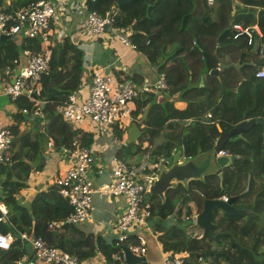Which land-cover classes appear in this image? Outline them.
<instances>
[{"label":"trees","instance_id":"trees-1","mask_svg":"<svg viewBox=\"0 0 264 264\" xmlns=\"http://www.w3.org/2000/svg\"><path fill=\"white\" fill-rule=\"evenodd\" d=\"M3 1L0 0L2 10L10 11ZM31 1L15 0L13 4L21 7ZM249 1L261 7L256 21L253 20L252 9L248 10L246 16L233 17L232 10L237 9L233 0H214L212 5H207L205 0H150L154 4L149 6L142 0H135L117 6L114 26L131 28V41L136 52L157 72L164 73L167 84L164 94L171 96L179 93L186 101L184 109L176 110L171 108L170 100L162 104L155 102L150 93L135 99L131 122L141 131L139 142L120 145L115 151L117 158L128 161L137 154L149 152L151 160L159 156L171 160L176 150L184 158L192 157L197 149L201 152L210 150L219 133L228 131L236 123L264 118V78L254 77V72L264 65V0ZM85 3L87 10L103 13L116 0H85ZM234 21L242 27L252 25L255 21L260 32L259 45L263 47L255 49V52L262 50V60L253 61V65H244L239 70L227 68L217 76L209 75L208 71L216 66L214 49L219 58L223 57V53L234 50L241 49L246 53L244 57L230 56L228 60L233 62L252 59L251 44L246 43V37L242 34L232 37L235 30L231 23ZM15 44L8 39L0 41V72L7 63L19 56L21 50L36 51L40 39L22 40L19 51ZM82 52L68 37L54 41L48 70L40 77L37 98L46 100L44 118L47 121L44 128L46 135L54 139L56 145H67L72 139H77L82 146L93 143L90 134L74 130L62 122L53 109L55 102L63 100L79 85L83 70ZM194 74L202 78L201 86H198L199 78L196 80ZM252 103L253 106L249 108ZM14 104V120L9 125L13 137L21 131L18 126L23 118L20 109L29 108L31 102L21 95ZM144 107V115L140 120L136 119ZM207 112L210 113L209 118L205 115ZM187 119L190 121L186 122ZM118 134L120 136L121 132ZM42 135L31 140L26 131L18 143L12 142L15 151L11 161L0 164V202L6 210L4 219L0 221V233H9L12 237L8 248L0 249V264H13L16 259L26 255L19 238L22 232L44 239L49 245L74 255L80 261L99 253L106 262H112L114 255L119 254V248L113 240L107 241L100 235L85 233L74 225L48 226L49 223L61 221L70 210L53 186L36 192L28 206H23L15 199L14 195L24 186L29 175L28 161L39 151ZM241 136L242 140L226 142L223 146L224 152L237 158L222 170L221 182L214 174L205 176L203 181L191 180L186 188L178 184L174 189L166 190L163 203L155 196L153 199L145 195L150 206V226L162 252L183 254L185 264H204L206 260L209 264H243L240 263L243 259H248L245 264H264V251L261 252L262 259L255 257L261 253L254 252L262 245L256 234L260 237L264 233V188L258 190L251 202L243 200L244 193L250 189L254 179L264 183V128L254 125ZM157 139L159 142H156ZM142 141H146V148L140 147ZM241 179L246 180V189L238 194ZM221 196H236L233 207L247 212L230 216L218 208L213 209L212 221L216 229L222 224L221 218L225 225L233 226L231 231H222L221 240L216 237L217 249L211 247L210 239L201 241L196 236L198 232L189 235L178 222L166 220L172 213H182L183 219H186L192 211L200 212L204 199H218ZM236 202L240 204L236 205ZM216 213H220V218L215 221ZM244 217L241 226L232 225ZM215 233L212 230V234ZM233 235L237 241H241L240 244L233 242L230 238ZM245 237L251 239L248 246L242 240ZM133 239L134 236H129L125 243ZM230 249L235 250V254ZM239 253L242 258H237ZM208 256L211 259H207Z\"/></svg>","mask_w":264,"mask_h":264},{"label":"built area","instance_id":"built-area-1","mask_svg":"<svg viewBox=\"0 0 264 264\" xmlns=\"http://www.w3.org/2000/svg\"><path fill=\"white\" fill-rule=\"evenodd\" d=\"M213 1L205 0V3L212 5ZM117 11L116 4L110 5L103 13L89 11L86 9L85 0H76L73 6L68 0H33L10 11L2 10L0 6V36H7L6 39H9L20 35L25 40L32 41L40 39V45L36 51L23 49L18 56L22 59L17 57L2 68L0 96H6L10 102H15L19 96L25 95L31 105L29 108H21L20 113L23 116H30L31 119L43 121L46 100L38 99L37 91L40 77L47 72L49 67L53 42L68 37L72 43L77 45V40L73 41V36L70 38L66 35L65 28L70 12L82 19L83 26L79 30L81 35L97 37L100 43L112 37L125 48L135 49L131 41L133 32L131 28L128 26L119 28L113 24ZM51 21L61 24V28L56 38L46 41ZM232 29L235 30L232 37L236 38L242 34L246 37L248 45L252 44L253 36L258 32L256 26L242 27L234 24ZM88 65L89 61H82V67ZM85 73L88 77L86 91L82 93L84 85L82 72L77 88L68 93L63 100L55 102L53 109L62 122L74 130H78V126L81 127L82 132L90 134L93 141L99 135L107 134L118 146L122 145L125 140L122 134L123 126L132 121L131 111L134 100L147 93L158 92L162 95L161 92L167 89L162 71L157 72L154 80L143 77L137 81L132 79L131 73L124 65L91 67ZM254 77L264 78V65L254 72ZM31 92L35 93L36 99L30 97ZM205 115L207 118L210 117L208 112ZM10 124L11 122L0 126V164H8L11 161L9 149L13 135L9 129ZM119 132H121L120 136ZM45 146L46 149L58 150L62 167L57 169L59 171L53 179L52 186L70 207L69 213L61 221L49 223L48 226H60L61 224L77 226L87 220L93 210V196L95 195L114 200L122 198L123 208L115 214L112 225L113 241L119 248V254L114 255L112 262L99 258L96 261L90 259L88 263H83L74 255L49 245L40 237L30 238L29 234L19 233V238L29 243L34 259L48 264H124L120 246H126L131 253L143 256L146 252L145 239L141 235L130 234V232L150 225V206L145 195L160 165L168 164L170 159L159 156L151 160L150 153L145 152L140 154L138 161L130 162L123 161L114 154L107 161L106 166H102V164H96L93 143L89 146H82L77 139H72L67 145H56L53 140H47ZM45 153L44 156H47V152ZM180 158L179 162L184 157ZM103 168H108V176L100 180L97 185H93V178L100 177L103 174ZM219 199L226 201L227 197L221 196ZM5 212L4 205L0 204V221L4 219ZM196 215L194 210L186 219L192 220L194 224ZM129 236H134V239L125 243ZM11 241L12 237L9 233H0V249H7ZM13 264H26V261L18 258ZM160 264H185L184 255L162 252Z\"/></svg>","mask_w":264,"mask_h":264},{"label":"crops","instance_id":"crops-1","mask_svg":"<svg viewBox=\"0 0 264 264\" xmlns=\"http://www.w3.org/2000/svg\"><path fill=\"white\" fill-rule=\"evenodd\" d=\"M68 1L73 6L76 0H68ZM3 2H4L3 3L4 5H6V6L8 5L10 7V10H13V9H16L19 7V6L18 7L14 6L13 3L15 2V0H12V2H11V0H4ZM233 5H234V7L237 8V9L232 10V14H234L233 17H235V16H246V14H249L248 10L252 9L254 11V14L252 15L253 20H255V21H256L257 16H258V10L261 8L259 5H257L256 3H252L249 0H240V1L239 0H233ZM81 20L82 19L79 18V16H77L73 12H70L69 21L66 24L67 28H65L67 31L66 35H68L70 38H72V36H73L74 37L73 41L77 40L78 47L82 51L88 50L89 51V57H91V53L93 51V48H92L93 45L91 44V46H89V44L81 43V41L78 40L79 38L75 37V35H74L75 30L77 29V27H79L78 23H80ZM255 21L252 22V25H249V26H256ZM234 24L240 25L239 22L234 21L233 23H231V27ZM240 26H242V25H240ZM257 29H258V27H257ZM256 34H255V38H254L255 41L253 39V41L255 42L254 51H252L253 41H252L251 49H250V52L252 53L251 54L252 59H249L248 61L243 60L241 62L236 60L234 62H238L240 64L246 63L244 65L251 66V65H253V61L258 62V61L262 60V57H263L262 50L260 49V51H258L257 53L255 52V49L259 50V48H263V47H260V45H259V37H260L259 30ZM54 38H56V37L53 36L52 34H47L46 41H51ZM109 51L111 53L101 50V56H100V58H101L100 63L101 64L111 66V64L119 63L120 65H124L128 68L129 72L131 73L132 79L136 80V81L140 80L143 77H146L149 80H154L156 78L157 71H156L155 67L151 66L140 54H138L136 52L135 49L125 48L120 43L118 44L115 42L113 44V50H109ZM222 55H223V57L222 58L220 57V59L223 61V63H229V62H233V61L228 60L230 56L244 57L246 55V53L240 49V50L231 51L229 53H223ZM18 58L22 59L21 56ZM186 62H188V61H186ZM216 65H217V63H216ZM244 65H242V66H244ZM215 67H213V68H215ZM219 72L220 71H218L217 75H219ZM191 74H192V72H191ZM82 76L85 78V82L83 81L84 85L82 87V91H83L82 93H84L86 91L88 77L86 76L85 72H83ZM115 76H116V73H115ZM212 76H214V75H212ZM117 77H118V75H117ZM194 78L197 80V78H199V76L194 74ZM190 84H192V82ZM201 85H202V78L200 77L198 80V86H201ZM161 94L162 95H160L158 92H154L153 93V100L155 102H159L161 104L166 102L167 100H170L172 102L171 108H175L176 110H182L185 108L186 101L180 97L181 95L179 93H174L171 96L164 94V92L163 93L161 92ZM140 96H143V94ZM134 108H135V105L133 103L132 104V110ZM145 110H146V107H144L142 112L138 113L135 118L140 120L141 117L144 115ZM15 111H16V107H15L14 102H10L6 96H0V126L4 125L6 123H9V122H11L13 124V120H14L13 114ZM45 116H46V113H45ZM131 117L133 119L132 115H131ZM22 120H24V116H23ZM46 121H47L46 118H44V120L41 122V125L39 126V128L36 131H34L33 133H31V127H29L28 125H25V123H23V121L18 123L19 129L20 130L25 129L29 133L31 140H34L35 136L43 134L42 135L43 137L41 138V144L39 146V151L37 152V154L34 157H32L31 161H28V166H29L30 172H29L27 179L24 181V186L19 188L17 190L16 194L14 195V197L18 201V203L22 204L23 206H28L30 200L32 199V197L34 196V194L36 192H38L40 190H45L48 187H52L53 179L59 171L57 169L62 167V162L60 160V156L58 155V153H57L58 158L55 159V161L52 164H49L46 161L47 159H50V153H47V156H44L46 154L45 152H47L46 146H45L47 140H54V139H52L46 135L45 128H44V124ZM188 121H190V120L187 119L186 122H188ZM130 123H132V122H130ZM130 123L128 124V128H129ZM126 133H127V130H126ZM126 133L124 135V138L126 137ZM53 142L55 143V141H53ZM156 142H159V139H157ZM118 147L119 146L117 144L112 142L111 137L109 135H107V134L99 135L93 141V148H95L94 158H95L96 164H102V166L103 165L106 166L107 161L115 154V151L117 150ZM55 150L58 152L57 149H55ZM38 154L40 155V158H39L40 161L35 162L34 159L37 158ZM139 157H140V155H139ZM139 157H138V155H136V156L130 158L128 161L134 162L137 159H139ZM95 167H97V166H95ZM108 174H109L108 168H103V174L100 177L95 176L92 180V184L97 185L98 182L100 180H104L106 178V176H108ZM101 198L106 200L105 197L100 196V195L93 196V210L90 213V217H88L87 220L83 221L82 223L78 224L77 228L79 230L85 232V233L91 232V233L100 235L103 238H105V240L110 241V240H113L114 234L109 237L106 232H102L101 228L103 225L100 222H98V220L94 219V217H93L94 213L97 212L96 211V202L101 200ZM0 204H3V203L0 202ZM122 208H123L122 198L115 199V201L112 202V209H111L112 211L110 213L108 212V214H114V216H115V214H117V212L119 213L122 210ZM99 216L103 220L108 215H106V214L103 215L100 213V215H98V217ZM130 234H138V235H141L143 238H144V236H145V238H148V236H151L153 238L154 243H156L158 246L160 257H159V261H157V262L148 259L149 260L148 264H160L161 263L162 250L160 248L159 243L155 239V235H153L151 233L149 225L146 227H143L141 229H136L134 231H131ZM30 236H32V235H30ZM25 251H26V254L28 256L25 257L23 255V257H20V258H23L26 261V264H48V263H44L40 260L34 259V257L31 254L30 247ZM147 253H148V250H147V245H146V252L143 255L144 259H145ZM92 257H96V260L101 258L99 253H95ZM90 258L83 260L82 262L88 263L90 261Z\"/></svg>","mask_w":264,"mask_h":264},{"label":"water","instance_id":"water-1","mask_svg":"<svg viewBox=\"0 0 264 264\" xmlns=\"http://www.w3.org/2000/svg\"><path fill=\"white\" fill-rule=\"evenodd\" d=\"M135 0H116V5L120 6L126 3H129ZM147 6L153 5L154 2L150 0H142ZM7 36H0V40H5ZM255 35L253 36V39ZM255 41V39H254ZM252 44V51L255 48V42ZM213 55L216 60V67L208 71L209 75L217 76L218 71L227 68H234L239 70L242 65L246 63L238 62H229L223 63V61L217 56L216 50H213ZM23 94H26L23 92ZM30 97L36 99L34 92H31ZM254 125H260L264 128V118H251L242 120L235 125H233L228 131L220 132L217 138L215 139L213 146L210 150L201 152L200 149H197V153L190 157L185 158L179 162L178 160L181 157V152L176 150L171 157L170 166L160 165L157 175L154 178L153 182L147 189V194L149 196H155L160 199L161 203L164 202V194L168 189H174L178 184L186 188L187 184L191 180L203 181L205 176L208 175H217L219 181L221 182V172L224 168L231 165V163L237 158V156L228 154L226 152L220 153L223 151V146L226 142L232 143L239 140H242L241 133L248 131ZM25 129L21 130L15 137H13L12 142L18 143L22 135L25 133ZM141 135V131L138 129L137 125L132 122L127 129L126 137L124 140V145H127ZM236 199V196L227 198L226 201L221 199H204L202 201L201 210L195 216L194 224L199 226L202 230L201 236L199 239L202 241L204 239H215L216 236L212 234V230L215 226L212 220V211L214 208H218L225 214L228 215H241L244 213L242 210L235 209L232 205L233 201ZM33 236H30L32 238ZM24 249L29 248V243L26 240L22 241ZM122 252L124 264H137L144 260V256L136 255L131 253L126 246H120Z\"/></svg>","mask_w":264,"mask_h":264},{"label":"rangeland","instance_id":"rangeland-1","mask_svg":"<svg viewBox=\"0 0 264 264\" xmlns=\"http://www.w3.org/2000/svg\"><path fill=\"white\" fill-rule=\"evenodd\" d=\"M78 24H79V27H77V29L74 32L75 37L79 38L78 40L81 41V43L89 44V46H91V44L93 45L92 46L93 51L91 53V57H87L89 55V51L88 50H86V51L83 50V52H82V59H83V61H85V62H88L89 61V65L86 66V67H83L82 72H88L91 67H101V66H104L103 64L100 63L101 62V58H100V56H101V50H103L105 52H110L109 50H113V44L115 42L116 43H118V42L111 37V38L106 39V40H104V41H102L100 43L98 41L97 37H86V36H83V35H81L79 33L80 32L79 30L82 28L83 25H82L81 22L78 23ZM60 28H61V24H57V22L51 21V25L49 27V34H52L53 36L57 37L58 30ZM66 28H67V26H66ZM8 40H10L12 42H15L16 43L15 44L16 49L18 50L19 47L22 45V40H24V38L22 36H20V35H17V36H14V37L9 38ZM167 55H168V53H167ZM113 66H121V65L119 63H116V64H112L111 65V67H113ZM82 80L85 82V78L83 76H82ZM253 104L254 103H252L251 106H248V107L249 108L252 107ZM41 122H42L41 119H31L30 116H24L23 123H25V125H28L29 127H31V133H33L34 131H36L39 128V126L41 125ZM128 124L129 123H127L126 125H124L123 128H122V134L123 135H125V133H126V130L128 128ZM77 128H78V130L80 132L83 131V129L81 127L78 126ZM138 142H139L138 141V138L133 141L134 144H137ZM146 146H147L146 141L140 142V147L141 148H146ZM46 150H47V153H50V159H47L46 161H47V163L52 164L55 161V159L58 158L57 157V153L58 152L54 148H49V149H46ZM13 151H15V148H13L12 147V144H11V147L9 149V153L12 154ZM140 154H142V153H140ZM137 155L139 157V154H137ZM39 158H40V155L38 154L37 155V158L34 159V161L35 162L40 161ZM180 160H181V158H180ZM182 160L184 161V158ZM165 166H167V167L170 166V161H169L168 164H165ZM240 185H241V187H240ZM239 188H240L239 189V192L237 191L238 194H240V193H242V192L245 191V189H246V180H244V181L242 179L240 180V182H239ZM263 188H264V183H262L258 179H254L253 180V184L251 185L250 189L247 190L246 194L244 193L243 200H245L247 202H251L254 199V197L256 196L258 190L259 189H263ZM151 197H153V196H150V198ZM154 198L155 197H153V199ZM105 199L106 200H104V199L101 198V200L103 202L101 200H99L98 202H96V211L97 212L94 213V216L93 217H94V219L98 220V222H100L103 225L102 228H101L102 229V232H106L107 235L110 237V236H112L114 234V230L112 229V225L114 224V214H108V212L110 213L112 211L111 210L112 209V202L115 201V200L112 199V198H109V197H105ZM234 201H233V203H234ZM239 204H240L239 202H236V205H239ZM240 210L243 211L244 209H240ZM244 212H247V211L244 210ZM100 213L103 214V215L106 214L108 216L107 217L105 216L106 218L102 220L100 218V216L98 217V215H100ZM212 214H214L213 211H212ZM230 216H236V215H230ZM217 218H220V213H216L215 218H214L215 221L217 220ZM245 218L246 217L240 218L239 220L235 221V223L232 224V225H235L236 227L241 226L244 223ZM166 220L169 221V222H173V221L178 222L179 226L184 227L185 230L188 231V234L189 235H192L193 232H198L196 234V236L197 235L198 236H201L200 235L202 233L201 228L199 226L193 224L192 223V220H190V219H183L182 213H178V214L172 213L170 216L167 217ZM211 222L213 223L212 220H211ZM221 222H222V224L220 225V227H218L217 229H216V227L213 228V230L216 231L215 236L217 238L219 237L220 240H221V237H222L221 235L223 234L222 231H231V229H232L231 227H233V226H230V225H225V221L222 218H221ZM149 228H150L151 233L154 235V231H153V229H152V227L150 225H149ZM139 229H141V228H139ZM255 237L258 238V240L260 241L259 244L261 243L262 245H260L258 248H256L254 252L255 253H261L262 251H264V233L260 234V237L257 236V234H256ZM144 238H145V236H144ZM230 238L233 240V242H239V241H237V238H236L235 235L231 236ZM207 239L209 240V238H207ZM215 239H210L211 240L210 241V245H211L212 248L217 249L215 247V245L218 244L217 243L218 241L215 240ZM242 240H243V242L245 243L246 246H248V245L251 244V239H248V238L245 237ZM145 241H146L148 253L146 254L145 259L142 260L141 262L137 263V264H148L149 263V260H152V261H155V262L159 261V257H160L159 249H158L157 244L154 243L153 238L151 236H148V238H145ZM227 241L228 240L226 238V242ZM240 243H241V241L239 242V244ZM204 247L207 248L206 245H204ZM230 251L233 252V254H235V250L230 249ZM27 256L28 255L26 254L25 257H27ZM255 257H257L258 259H262V253L260 255L255 256ZM237 258H242L241 257V253H239L237 255ZM245 258H249V256L248 257H245ZM90 259H93V260L96 261V257H91ZM207 259H211V257L208 256ZM247 260L248 259H246V260L243 259V261L242 262L240 261V263L245 264V263H247ZM209 263L210 262L208 260H206V262L204 264H209Z\"/></svg>","mask_w":264,"mask_h":264},{"label":"flooded vegetation","instance_id":"flooded-vegetation-1","mask_svg":"<svg viewBox=\"0 0 264 264\" xmlns=\"http://www.w3.org/2000/svg\"><path fill=\"white\" fill-rule=\"evenodd\" d=\"M232 205H233V203H232ZM234 206V205H233ZM243 215V214H242Z\"/></svg>","mask_w":264,"mask_h":264}]
</instances>
